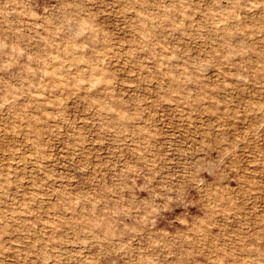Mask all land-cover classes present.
<instances>
[{"label":"rangeland","instance_id":"obj_1","mask_svg":"<svg viewBox=\"0 0 264 264\" xmlns=\"http://www.w3.org/2000/svg\"><path fill=\"white\" fill-rule=\"evenodd\" d=\"M0 264H264V0H0Z\"/></svg>","mask_w":264,"mask_h":264}]
</instances>
